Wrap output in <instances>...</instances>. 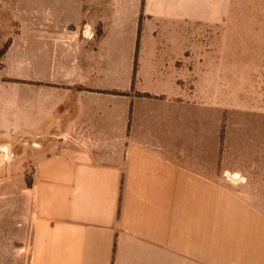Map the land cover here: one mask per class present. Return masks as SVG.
<instances>
[{
  "label": "crops",
  "instance_id": "0c3cea01",
  "mask_svg": "<svg viewBox=\"0 0 264 264\" xmlns=\"http://www.w3.org/2000/svg\"><path fill=\"white\" fill-rule=\"evenodd\" d=\"M135 4L113 33L128 28V41L113 43L119 12L100 18L93 41L62 15L30 17L27 57L14 58L27 82H0L28 88L27 99L0 100V142L10 143L0 183L24 180L10 155L32 167L23 189L0 188V264H264V210L214 176L173 101L112 92L132 84L141 16L139 83L157 94L144 64L172 50L159 40L176 24L223 21L229 0Z\"/></svg>",
  "mask_w": 264,
  "mask_h": 264
},
{
  "label": "rangeland",
  "instance_id": "374dc122",
  "mask_svg": "<svg viewBox=\"0 0 264 264\" xmlns=\"http://www.w3.org/2000/svg\"><path fill=\"white\" fill-rule=\"evenodd\" d=\"M135 1L0 0V52L8 44L0 53V82H27L22 76L28 75V65L15 66L14 58L27 57L32 15H62L66 20L61 23L93 41L105 29L100 18L119 12L122 22L121 19L110 22L109 40L113 43L121 37L128 41V28L120 36L113 33L128 24ZM229 4V14L223 21L176 24L173 28L180 31L177 36L159 40L158 47L166 40L172 50L167 54L157 53L155 60L148 59L144 64L148 74L157 71L154 82L150 80L157 94L146 90L149 82L139 83L137 54L142 45L141 16L132 84L127 90L112 92L118 95L131 92L134 96L158 101L172 100L171 108L180 110L182 130L193 132L190 135L194 136L198 148L206 147L202 151L212 159L214 176L264 210V0H229ZM114 23L116 26H112ZM14 36L19 38L16 45H12ZM161 73L163 78L159 77ZM4 97L10 104L13 100L27 99L28 88L3 85L0 100ZM8 110L5 117L11 119V108ZM6 143L0 142V145ZM9 161L19 163L24 180H6L0 183V188L23 189L31 179L29 157L24 154L13 159L10 155ZM3 166L0 162L1 170Z\"/></svg>",
  "mask_w": 264,
  "mask_h": 264
},
{
  "label": "water",
  "instance_id": "95a60500",
  "mask_svg": "<svg viewBox=\"0 0 264 264\" xmlns=\"http://www.w3.org/2000/svg\"><path fill=\"white\" fill-rule=\"evenodd\" d=\"M7 157V149L5 145H0V161L5 163Z\"/></svg>",
  "mask_w": 264,
  "mask_h": 264
},
{
  "label": "trees",
  "instance_id": "16d2710c",
  "mask_svg": "<svg viewBox=\"0 0 264 264\" xmlns=\"http://www.w3.org/2000/svg\"><path fill=\"white\" fill-rule=\"evenodd\" d=\"M143 1V0H142ZM97 33V32H96ZM138 38V37H137ZM7 46H8V44H5L4 46H3V48H2V50H1V52L0 53H3L4 51H5V49L7 48ZM137 47H138V40H137V42H136V46H135V49H136V51H137Z\"/></svg>",
  "mask_w": 264,
  "mask_h": 264
}]
</instances>
